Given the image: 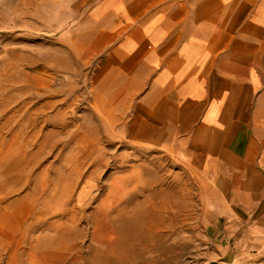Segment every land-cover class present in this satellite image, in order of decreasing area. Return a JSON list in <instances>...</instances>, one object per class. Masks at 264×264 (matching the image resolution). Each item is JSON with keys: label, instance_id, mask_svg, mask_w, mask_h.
I'll use <instances>...</instances> for the list:
<instances>
[{"label": "rangeland", "instance_id": "rangeland-1", "mask_svg": "<svg viewBox=\"0 0 264 264\" xmlns=\"http://www.w3.org/2000/svg\"><path fill=\"white\" fill-rule=\"evenodd\" d=\"M66 1L0 0V264H264L219 259L203 178L96 105L90 65L60 41Z\"/></svg>", "mask_w": 264, "mask_h": 264}, {"label": "crops", "instance_id": "crops-1", "mask_svg": "<svg viewBox=\"0 0 264 264\" xmlns=\"http://www.w3.org/2000/svg\"><path fill=\"white\" fill-rule=\"evenodd\" d=\"M66 2L60 41L90 65L96 105L125 108L127 142L177 150L203 178L219 259L264 257V0Z\"/></svg>", "mask_w": 264, "mask_h": 264}, {"label": "built area", "instance_id": "built-area-1", "mask_svg": "<svg viewBox=\"0 0 264 264\" xmlns=\"http://www.w3.org/2000/svg\"><path fill=\"white\" fill-rule=\"evenodd\" d=\"M188 264H199V262H198L197 259H195L194 257H192V258H190V259L188 260Z\"/></svg>", "mask_w": 264, "mask_h": 264}]
</instances>
